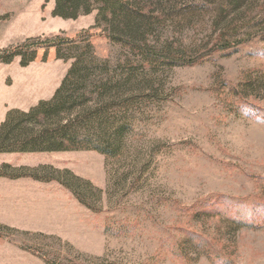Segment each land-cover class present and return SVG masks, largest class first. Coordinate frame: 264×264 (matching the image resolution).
<instances>
[{
    "label": "rangeland",
    "instance_id": "374dc122",
    "mask_svg": "<svg viewBox=\"0 0 264 264\" xmlns=\"http://www.w3.org/2000/svg\"><path fill=\"white\" fill-rule=\"evenodd\" d=\"M198 1L185 47L233 17L243 42L153 67L107 37L96 9L64 18L55 0H0V125L49 100L76 64L75 97L91 98L77 125L101 140V151H0V264H264V0ZM225 217L244 224L228 233ZM189 232L209 256L180 248Z\"/></svg>",
    "mask_w": 264,
    "mask_h": 264
},
{
    "label": "trees",
    "instance_id": "16d2710c",
    "mask_svg": "<svg viewBox=\"0 0 264 264\" xmlns=\"http://www.w3.org/2000/svg\"><path fill=\"white\" fill-rule=\"evenodd\" d=\"M198 0H55L52 14L64 18H76L80 14H88L97 10L96 25L100 26L107 37L116 43L127 47L139 56L149 66H191L214 52L227 50L239 45L243 40L235 39L236 29H230L235 22L233 17L223 24L218 34L209 36L197 42L192 41L190 47L182 43V29L191 24L195 16L204 15V7H200ZM202 2L212 3V0ZM237 8L245 9L247 0H225L224 3ZM244 6V7H243ZM224 4L216 8L218 22L224 16ZM208 10H206V13ZM170 24L171 41L164 43L161 48H155L150 41L159 37L157 28ZM216 30H213L215 34ZM159 33V32H158ZM34 51L30 59L34 57ZM27 62L22 63L25 65ZM76 64L69 69L60 86L47 101H40L28 111L11 110L6 114L0 125V151L46 152L97 150L101 151V140L95 127L88 128L77 125L88 116L89 112L84 104L91 98L85 97V87L71 85L72 76L78 72ZM71 92V93H69ZM97 95L101 96V89ZM198 216L218 217L219 211H200ZM222 218V217H220ZM228 233L240 228L244 223L241 220L225 217ZM237 228V229H236ZM180 248H190L191 252H204L209 256L210 243L201 237L198 232H189L179 243ZM209 248V249H208ZM215 251V250H214ZM212 250V252H214ZM199 252V253H198ZM216 252V251H215Z\"/></svg>",
    "mask_w": 264,
    "mask_h": 264
}]
</instances>
